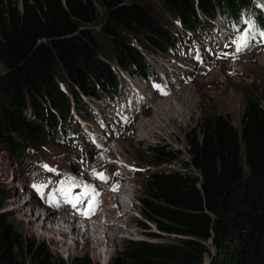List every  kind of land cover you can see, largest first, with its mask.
Returning a JSON list of instances; mask_svg holds the SVG:
<instances>
[{"label": "trees", "instance_id": "1", "mask_svg": "<svg viewBox=\"0 0 264 264\" xmlns=\"http://www.w3.org/2000/svg\"><path fill=\"white\" fill-rule=\"evenodd\" d=\"M160 1L183 28L195 32L202 30V16L214 18L221 9L239 24L252 6L251 0ZM99 10L105 19L102 38L93 30ZM249 17L262 20L255 9ZM130 36L156 54H173L178 47L176 33L137 0H0V134L12 154L22 148L11 134L39 147L51 132L66 127L74 106H85L82 96H118L120 82L110 55L121 70L147 79L145 56ZM103 42L109 44L105 49ZM185 138L189 160L183 164L191 169L161 168L178 162L182 152L152 147L159 169L150 173L138 199L143 221L174 239L129 241L111 264H205L206 258L210 264H264L261 99L245 95L239 130L228 118L204 112ZM2 205L0 189V264H25L29 258L33 264H61L39 245L30 246L25 256L26 242Z\"/></svg>", "mask_w": 264, "mask_h": 264}, {"label": "rangeland", "instance_id": "2", "mask_svg": "<svg viewBox=\"0 0 264 264\" xmlns=\"http://www.w3.org/2000/svg\"><path fill=\"white\" fill-rule=\"evenodd\" d=\"M137 2L149 7L159 23L165 25L171 31L180 34V36L183 34L179 17L160 0H137ZM228 16L233 18L232 13L228 14ZM104 22V14L99 10L97 20L93 25V30L99 38L101 37L100 26ZM202 25L203 28L206 27V31L203 29V35H198L197 41H194L195 45L196 43L199 45L201 51L199 53L200 58L197 56L193 60L182 54L179 55L178 53L180 52L156 54L146 49L143 42L138 44L137 42L139 41H136L135 38L132 36L128 37L146 56L147 63L151 67L152 72L158 77L159 75L164 77L168 83H171V77H176V86L172 87V90L167 95L158 94L157 91L160 87L157 84L158 79L156 77L150 80L144 81L140 79L136 81V76L126 75L116 64L115 58L110 55L107 60L121 77L120 98L107 102L86 99L85 102L90 107V111L87 112L82 109L78 113L76 112L84 124L79 123L75 125V122H72V127L69 126V130L74 127L78 129L87 127L93 134L97 137H102L104 140L105 149L107 150L99 153L97 162L109 167V174L103 172L106 177L109 175L107 179L109 187L93 180L87 182V184L94 186L100 193L98 197L100 203L102 204L103 201L102 191L107 195H118L122 187L130 188L125 198L129 200L131 205V219L121 223V228L125 231L120 236L121 241L117 243L116 251L111 257L97 261L91 253H85L80 250L72 256L62 255L50 240L38 237L32 230L28 229L26 223H21L19 213L14 211L16 207V203H12V193L14 194V192L33 199V205H37L35 200L43 204L38 193L30 186L34 175L40 173V166L37 163L51 164L65 172H71L75 168V166H70L72 163L76 165V168H85L82 163L75 162L77 150L75 147L77 145L75 147L67 145V142H70V139L67 137L68 129H64L59 134L51 132L50 137L44 140L43 144L39 147L33 144H24V139L20 135L11 134L8 137L13 143L20 144L22 148L19 157L12 154L9 144L5 142L2 134H0V189L3 194V205L1 208L2 212L8 215V222L26 242L25 248L22 249V253L25 256H27L30 246L39 245L46 250V253L55 262L61 264H72L78 259H83L84 264H111L124 251L125 245L129 241H145L161 244L169 243L174 239L173 236L159 232L154 225L146 224L141 217L138 199L143 196L145 184L150 173L159 169L153 163L154 154L151 151L152 147L167 145L173 150L182 152L178 162H173L161 168L167 170L178 169L180 171L190 170L191 168H186L183 164L189 160L185 137L195 127L201 114L207 112L226 117L239 130L245 106V95L252 94L259 97L264 109V48L252 44L249 49L233 58L235 46L231 47L232 44L228 43L222 49L211 51L209 55L206 47L209 46L214 50V48L222 45L221 41L223 43H226V41L219 37V30L214 21L202 17ZM245 27L244 24H241L240 29H244ZM225 28L228 30L225 39L230 41V38H234L236 35L231 30L233 24L226 25ZM192 35L195 34L192 33ZM102 45L105 49L109 44L103 42ZM3 72V65L0 64V74ZM124 75L125 79L122 77ZM57 77L60 83L64 81L61 74H58ZM130 81L136 83L132 85L136 89V92H133L134 90L131 88L132 83ZM152 82L154 88L151 85ZM177 92H181V97H178L179 100L175 109L174 104L169 98ZM157 102H160V113H162L158 112L159 117L170 113L172 121L167 126H162V124L161 127L158 126L157 131L152 136L141 138L139 136L140 123L143 120L153 119L155 115L153 107ZM131 104L132 107L130 106ZM138 105H142V108L136 110L135 107ZM129 106L130 108H134V111L130 114L132 118L126 120L121 130L122 116L117 112L128 109ZM103 118L106 124L114 130V135L111 137L105 133L106 129L101 123ZM90 150L94 151L93 147H90ZM118 173L121 174V177H118ZM123 173L128 174L124 176ZM30 189L32 190L29 191ZM114 189H116V192ZM88 202L87 199H84L83 204H81L84 211L88 210ZM105 205L104 203L99 214L95 215V213L89 212L87 216L93 215L94 217H90L92 220L100 217V213L105 210ZM69 209L74 208L70 206ZM69 209L59 208L58 210H63L70 214ZM80 212L82 211H78V214L81 215ZM139 223L148 225L150 230L145 231V229L139 226ZM153 235H157L158 237H153ZM25 264H33V262L29 258ZM205 264H210L208 258H206Z\"/></svg>", "mask_w": 264, "mask_h": 264}, {"label": "bare ground", "instance_id": "3", "mask_svg": "<svg viewBox=\"0 0 264 264\" xmlns=\"http://www.w3.org/2000/svg\"><path fill=\"white\" fill-rule=\"evenodd\" d=\"M215 22L220 27L223 26L222 20L219 19ZM180 94L181 92L174 93L169 98L174 104L175 109L179 100L178 97H181ZM167 102L169 101L167 100ZM160 107V102H157L153 107L155 110L153 119L143 120L140 123L139 136L141 138L152 136L157 131V127H161V124L162 126H167L171 123L172 118L170 117L172 116L170 113H163L164 115L159 117L158 112L160 113ZM173 113L176 115L175 112ZM81 174L83 176V173ZM126 174L128 173H123L124 176ZM118 177H121V174ZM129 189L125 186L122 187L118 195H107L102 191L103 201L97 207L95 215L99 214L104 203L106 204L105 210L100 213V217L98 215V218L93 220L91 219L94 217L93 215L87 216L89 215L87 214L82 216V213L80 212L81 215L78 214L75 208H67L70 211V214H68L66 211L58 210L62 207H46L36 200L35 202L38 206L33 205V199L16 192L12 193V203H16L14 211L19 213L20 222L26 223L28 229L32 230L38 237L50 240L60 254L72 256L80 250L85 253H91L99 261L104 258L107 259L114 254L117 243L121 241L120 236L125 231L121 228V223L131 219V205L129 200L125 198Z\"/></svg>", "mask_w": 264, "mask_h": 264}, {"label": "snow or ice", "instance_id": "4", "mask_svg": "<svg viewBox=\"0 0 264 264\" xmlns=\"http://www.w3.org/2000/svg\"><path fill=\"white\" fill-rule=\"evenodd\" d=\"M258 7H261V9L264 10V5L258 4ZM242 23L246 27L244 29L236 28L237 34L230 41L231 44L235 46V54L233 58L249 49L253 42L257 41V37L260 38L258 42L264 44V30H261L257 27L252 17L242 20ZM43 167H45L48 171H55L54 169L49 168L47 165H44ZM93 174L101 181L106 182L108 179L104 173H97L95 170H93ZM75 186L77 185L73 178L70 176H65L64 179L60 181L59 187L53 191L51 195V203L58 205L59 202L56 199L57 192L64 198L65 203H70L73 207H76L77 203L83 204L84 199H87L89 201L87 205L88 210L84 214L87 215L89 212L94 214L100 203L98 199L100 193L94 186L85 183L84 185H81L83 189L82 193L80 195H73V187ZM33 187L43 196V191L46 187V184L33 185Z\"/></svg>", "mask_w": 264, "mask_h": 264}]
</instances>
